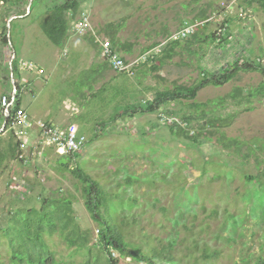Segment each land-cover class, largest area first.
<instances>
[{"label":"rangeland","instance_id":"374dc122","mask_svg":"<svg viewBox=\"0 0 264 264\" xmlns=\"http://www.w3.org/2000/svg\"><path fill=\"white\" fill-rule=\"evenodd\" d=\"M43 2L35 0L33 6ZM167 2L171 21L177 15L178 21L183 17L197 27L188 39L174 40L180 23H169L171 34L164 44L176 45L170 59L162 60L161 51L159 66L152 64L156 75L147 82L150 90L142 92L143 84L129 83L124 91L110 93L115 97L112 102V95L108 100L82 88L85 99L77 102L69 92L73 85L65 84L71 80L55 78L40 100L22 96L24 104L33 100L28 108L33 114L44 101L55 113L59 103L74 101L80 107L72 122L91 140L75 156L31 143L23 153L22 170L15 174L18 167L10 168L1 176V262L8 264L12 255L6 238L19 236L24 222L32 220L27 214L32 208L38 210L45 196L55 199L50 197L47 210L58 207L54 224L63 216V204L72 202L75 224L90 236L86 248L98 254L93 244L99 226L83 204L80 182L71 173L75 168L101 186L99 213L108 218L126 248L121 254L111 249L116 264H152L144 257L162 247L167 252L160 264H234L242 255L264 259V90L256 93L264 77L256 71H229L235 62L238 66L255 62L264 70V8L257 3L247 6L242 0ZM65 47L64 62L79 66L72 45ZM130 63L134 75L133 69L141 63ZM226 72H232L226 83H211V75ZM182 88L189 90L187 97L161 95ZM191 90L194 97H188ZM147 102L154 104V110H137ZM129 178L132 181L127 183ZM35 224L33 220L31 234ZM42 241L57 261L82 263L79 256L73 259L74 248L67 247L58 232L44 235ZM202 251L215 255L205 261ZM134 252L139 259L131 256ZM98 256L99 263L107 264V254Z\"/></svg>","mask_w":264,"mask_h":264},{"label":"crops","instance_id":"0c3cea01","mask_svg":"<svg viewBox=\"0 0 264 264\" xmlns=\"http://www.w3.org/2000/svg\"><path fill=\"white\" fill-rule=\"evenodd\" d=\"M43 1L42 4L38 3L34 7L32 0L30 6H28L29 1L25 3L21 0H0V97L12 98L16 95L17 106L23 109L29 118L43 120V122L56 126L75 125L72 119L74 115L78 114L79 111L76 109H79L80 106L76 105L74 101L66 100L58 104L60 108L55 113L48 109V104L44 101L41 102V110L33 114L28 108L33 106V100H40L42 92L46 91L51 80L53 82L55 78L61 82L67 81V79L71 80V83L65 84L66 86L73 85L69 92L78 98L77 102L80 99L82 101V98L85 99L82 95L83 91H79L82 88L95 90L93 95H98L100 98L107 96L106 99H108L112 95L110 100L112 102L115 97L110 93L114 90L124 91L129 83L132 85L143 84L144 86L141 88L143 92L150 88L147 86V82L156 75L155 66H159L157 59L159 53L162 51V55L160 54L162 60L172 57L173 50L171 51L170 48L175 46L168 45L166 47L164 44V40L169 39L171 34L172 27L169 23L179 22V29L185 20H189L181 17V20L178 21L177 15H174V19L171 21L172 16L168 17L167 0H125L124 2L123 0H78L74 15H68V29L65 38L59 45L61 47H59L53 45L44 35L41 30V22L49 9L66 0ZM81 14L88 16L90 28L78 34L74 32L73 28ZM4 27H6V44L1 42ZM97 39L108 40L111 49L119 54L125 62L141 63L140 67L137 66L133 69L135 74L133 75V72L132 75L119 73L111 69L106 59L101 55ZM71 45L74 48L72 53H76L78 56L76 58L79 60V66L64 62L68 55L65 46L69 48ZM164 45L166 49L162 48L163 50H161ZM56 48H58L57 52ZM60 48H63L62 51ZM13 61L14 70L11 65ZM22 61L32 62L42 73L24 70L20 66ZM44 71H46V76L42 77ZM58 71L60 76L57 75ZM137 78L141 79L140 83H137ZM126 82L127 84L124 86ZM23 95H29L33 100L26 101L24 104ZM148 103L152 102H147L142 106L138 105L137 110L151 111ZM133 105L136 106V104ZM154 108L155 106L152 107V110ZM5 125L6 120L0 114V159L2 158L0 160V179L5 172L10 171V168L18 167L15 169L16 171L14 170L17 174V171H21L23 167L22 160L17 158L18 142L22 139L18 138L9 127L4 129ZM90 140V138H86L87 142ZM17 160L21 162V166ZM13 180L7 181L14 185Z\"/></svg>","mask_w":264,"mask_h":264},{"label":"trees","instance_id":"16d2710c","mask_svg":"<svg viewBox=\"0 0 264 264\" xmlns=\"http://www.w3.org/2000/svg\"><path fill=\"white\" fill-rule=\"evenodd\" d=\"M22 2L27 3L29 0H21ZM35 0H32V3ZM39 1V0H36ZM241 3L246 4L247 6L251 3H257L259 6L264 8V0H242ZM78 5V0H66L65 2L55 5L53 8L49 9L47 11V14L44 18V20L41 22V30L43 31L44 35L47 37V39L53 44V45H61L63 39L66 36V32L68 29V22L69 17L68 15H74L76 12ZM31 10V8H30ZM6 27L2 30V37L1 42L6 44ZM195 36L193 35L192 38ZM214 37V36H213ZM212 37V39H213ZM173 46L176 45V43L172 44ZM170 50H173V47L170 48ZM12 69L14 70V61L12 62ZM234 67L231 68L229 71H232L233 69L239 70H246V71H256L263 75L264 77V70H262L260 65H256L255 62L251 64L250 62L242 63V65L238 66V64H233ZM228 71V72H229ZM230 73H223L220 77H216V75H211L210 77L212 79L211 83L215 86L217 85H223L231 78ZM260 90H264V84L256 91V93ZM189 90L186 88L177 89L176 91H168L163 97H187L185 93H187ZM192 93L188 97H194L195 91L191 90ZM252 93H250L251 95ZM253 95V94H252ZM163 100V99H161ZM150 105V109L152 110V107L154 105L152 103H148ZM14 108H18L16 104V95L14 97ZM184 120H188L187 118H184ZM8 120L6 122L5 128L8 127ZM213 127V124L210 122V124ZM79 135H82L78 132ZM85 137V136H84ZM87 143V141H86ZM78 155V154H77ZM66 156V155H65ZM75 156V155H73ZM66 169L65 166H62ZM72 175L78 179L80 182V188L82 189L81 197L83 199V204L85 205L86 210L88 211L89 215L93 219L95 223L99 226L98 236L97 240L93 244L94 247L98 249V254H107L106 263L107 264H116V262H113L111 258V249H116L120 254L126 251L125 245L121 239V236L119 233L115 230L114 227H112L108 221V218H102V216L99 213V208L101 204L99 203V196L97 194H100V185L98 182L92 180L89 176H87L83 171H81L79 168H75L71 170ZM132 181L131 178L126 180L127 183H130ZM51 197V196H50ZM49 196L43 197L42 201H40L41 206L38 210H34L32 208L30 210V214L27 216L30 218L25 219L30 220L24 222V227L20 228V232L18 233L19 236H8L6 238L8 240V244L12 249V255L10 257V261L8 264H66L62 261H57L54 256L53 252L49 250V248L43 244L42 237L44 235H53L55 232H58L59 237L62 239V241L66 244L69 248H74L73 259H75V256H79L78 258L82 260V263H76L73 261L74 264H101L99 263V256L94 255L90 253V248H86L88 246V243L90 241V236L88 235V232H84L79 230L77 224H75V219L72 216L73 211L71 207L70 202H65L63 204L64 207H66L64 212L61 214L60 218L57 219L56 223L54 224L52 221L55 216H57L58 207H52L53 209L47 210L49 205L51 204V200ZM51 199H54L51 197ZM61 199V198H59ZM102 199V198H101ZM55 200V199H54ZM104 200V199H102ZM60 214V215H61ZM58 217V216H57ZM46 219V222L44 221ZM9 220L8 218L6 221ZM36 221V224L34 226L33 232L31 234L30 227L32 225V221ZM45 222V223H43ZM43 223V224H42ZM45 228H48V234H43ZM27 229V231H26ZM5 230V229H4ZM25 230V231H24ZM24 231V234H23ZM31 234V236H30ZM29 246V247H28ZM138 252V251H137ZM137 252H134L131 254L133 258L139 259V256H135ZM167 252V249L162 247V249L158 252H152L150 256L144 257L145 259H151L148 260L152 264H160L163 263V260L165 259L164 256ZM203 253V251H202ZM130 254V253H129ZM140 255L139 253H137ZM215 253L207 254L205 251L202 255V259L207 261L211 257H214ZM0 264H5L0 261ZM234 264H264V259L261 255H259L256 259L251 260V256H240L237 261H235Z\"/></svg>","mask_w":264,"mask_h":264},{"label":"built area","instance_id":"2783aa9c","mask_svg":"<svg viewBox=\"0 0 264 264\" xmlns=\"http://www.w3.org/2000/svg\"><path fill=\"white\" fill-rule=\"evenodd\" d=\"M196 27L197 24H193L191 20H185L181 28L172 35V39H187L194 33ZM89 28L90 20L88 16L81 14L73 28L74 32L81 34ZM97 43L100 46L101 55L106 59L111 69L119 73L131 74L132 63L125 62L116 52L114 53L108 40L97 39ZM20 66L24 70L42 73L30 61H22ZM0 114L4 116L6 122L8 120V127L15 132V135L22 139L18 142L17 158L19 160H24V158L26 160L23 153L31 143H43L52 147L60 155L70 156L78 154L86 145V138L78 134L75 125L56 126L40 120H32L23 109L14 108V96L12 98L0 97Z\"/></svg>","mask_w":264,"mask_h":264},{"label":"water","instance_id":"95a60500","mask_svg":"<svg viewBox=\"0 0 264 264\" xmlns=\"http://www.w3.org/2000/svg\"><path fill=\"white\" fill-rule=\"evenodd\" d=\"M30 3H31V0H29V5L28 6H30ZM13 59V57L11 58V60Z\"/></svg>","mask_w":264,"mask_h":264},{"label":"clouds","instance_id":"9594fccd","mask_svg":"<svg viewBox=\"0 0 264 264\" xmlns=\"http://www.w3.org/2000/svg\"><path fill=\"white\" fill-rule=\"evenodd\" d=\"M65 156V155H64Z\"/></svg>","mask_w":264,"mask_h":264}]
</instances>
